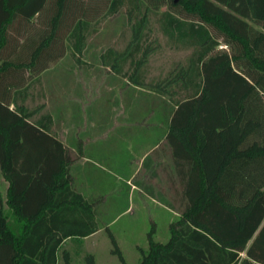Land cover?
Wrapping results in <instances>:
<instances>
[{
  "label": "trees",
  "instance_id": "1",
  "mask_svg": "<svg viewBox=\"0 0 264 264\" xmlns=\"http://www.w3.org/2000/svg\"><path fill=\"white\" fill-rule=\"evenodd\" d=\"M120 7L129 37L99 52L100 64L174 104L164 166L178 214L165 240L147 231L133 264H264V0H0V264H56L59 254L71 264L64 240L96 230L102 195L84 197L70 171L81 142L66 146L49 113L31 118L42 105L25 100L65 40L83 63L90 23ZM151 13L163 34L191 49L163 76L145 79ZM105 229L110 252L126 264ZM82 264H94L92 253Z\"/></svg>",
  "mask_w": 264,
  "mask_h": 264
},
{
  "label": "rangeland",
  "instance_id": "2",
  "mask_svg": "<svg viewBox=\"0 0 264 264\" xmlns=\"http://www.w3.org/2000/svg\"><path fill=\"white\" fill-rule=\"evenodd\" d=\"M144 31L145 40L153 45L141 66L145 79L163 76L191 49L163 34L155 14L149 15ZM129 34L123 7L98 18L87 29L79 55L83 63L75 62L70 40H65L63 56L42 73L39 83L28 87L27 106L41 104L38 113L50 112L57 137L72 149L77 137L82 140L83 154L70 168L74 187L88 197L103 198L95 205L97 232L81 242H63L71 264H82L87 251L94 264H121L110 252L105 226L115 236L125 263L133 264L138 247H146L147 231L152 228V238L163 241L168 221L176 217L158 201L175 203L164 166L170 163L164 133L174 104L165 95L126 82L122 73L99 62V52L107 46L121 48ZM217 47L226 46L219 42ZM56 264H62L60 254Z\"/></svg>",
  "mask_w": 264,
  "mask_h": 264
},
{
  "label": "crops",
  "instance_id": "3",
  "mask_svg": "<svg viewBox=\"0 0 264 264\" xmlns=\"http://www.w3.org/2000/svg\"><path fill=\"white\" fill-rule=\"evenodd\" d=\"M51 65V64H50ZM49 65V66H50ZM49 66L48 67H46L45 69H43L41 72H39V80H40V76L42 75V73L45 71V70H47L48 68H49ZM26 101H27V99L25 100V103H26ZM10 106H12V104H10ZM40 110V109H39ZM38 110V111H39ZM38 111L37 112H35L32 116H31V118L32 119H34L35 117H37V116H39L40 114H43V113H49L50 114V112H48V111H45V112H42V113H38ZM50 117H51V132L54 134V129H53V119H52V115L50 114ZM55 135V134H54ZM56 136V135H55ZM57 137V136H56ZM57 138H59V137H57ZM60 139V138H59ZM61 140V139H60ZM62 141V140H61ZM78 141H80L81 142V145H82V152H81V154H78V156L75 158V160L74 161H76L77 160V158L78 157H80V156H82V154H83V143H82V140L79 138V137H77L76 138V140H75V144L78 142ZM63 142V141H62ZM64 143V142H63ZM65 144V143H64ZM66 145V144H65ZM66 146H68V145H66ZM69 147V146H68ZM74 147H75V145H74ZM69 148H71V147H69ZM72 149V148H71ZM73 161V162H74ZM70 168H71V166H70ZM71 171V170H70ZM74 176V175H73ZM74 186V185H73ZM5 187H6V181L3 179V177H2V175H1V173H0V196H2V197H4V191H5ZM75 188V187H74ZM76 189V188H75ZM77 190V189H76ZM77 191H79V190H77ZM84 197H86V198H88V199H94V197H96V196H98L99 194H96V195H93V196H91V197H88V196H86V195H84L81 191H79ZM172 197H173V195H172ZM159 202H161V203H163V205H165L166 206V210H168V211H170V213L171 212H173L172 213V215H176L177 216V214H178V211H177V209L175 208V206L173 205V201L172 200H170V202H165V201H163V200H158ZM171 218H172V216H171ZM173 219V218H172ZM172 219H170V220H172ZM169 220V221H170ZM168 221V222H169ZM168 224V223H167ZM99 229V226L96 224V230H94L93 232H91V233H89V234H87V235H85V236H83L82 237V240L83 239H85V238H88L89 236H92V235H94L96 232H97V230ZM87 252H90V251H87ZM91 253V252H90ZM95 263V262H94Z\"/></svg>",
  "mask_w": 264,
  "mask_h": 264
}]
</instances>
